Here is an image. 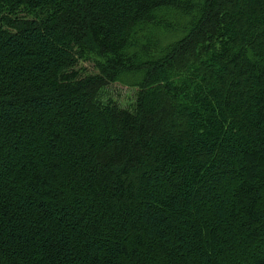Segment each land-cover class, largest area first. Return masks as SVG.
<instances>
[{"label": "trees", "instance_id": "1", "mask_svg": "<svg viewBox=\"0 0 264 264\" xmlns=\"http://www.w3.org/2000/svg\"><path fill=\"white\" fill-rule=\"evenodd\" d=\"M0 264H264V0H0Z\"/></svg>", "mask_w": 264, "mask_h": 264}, {"label": "rangeland", "instance_id": "2", "mask_svg": "<svg viewBox=\"0 0 264 264\" xmlns=\"http://www.w3.org/2000/svg\"><path fill=\"white\" fill-rule=\"evenodd\" d=\"M136 86H128L121 82L117 83V88H115V96L116 98H121L123 101H130L135 98L137 93Z\"/></svg>", "mask_w": 264, "mask_h": 264}]
</instances>
